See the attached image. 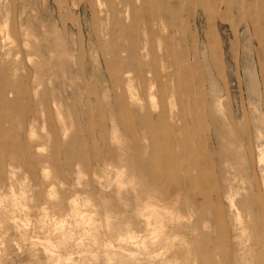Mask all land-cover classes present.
<instances>
[{"label":"rangeland","instance_id":"374dc122","mask_svg":"<svg viewBox=\"0 0 264 264\" xmlns=\"http://www.w3.org/2000/svg\"><path fill=\"white\" fill-rule=\"evenodd\" d=\"M0 97V264H264V0H0Z\"/></svg>","mask_w":264,"mask_h":264},{"label":"bare ground","instance_id":"6f19581e","mask_svg":"<svg viewBox=\"0 0 264 264\" xmlns=\"http://www.w3.org/2000/svg\"><path fill=\"white\" fill-rule=\"evenodd\" d=\"M5 102L2 100V98L0 97V106L1 105H3ZM172 109V108H171ZM169 112L170 113H172V111H170L169 110ZM0 129H1V125H0ZM2 132H0V144L2 143ZM167 160L168 161H171V160H173V158H171V157H169V158H167ZM195 163L199 166V163L197 162V161H195ZM141 167H142V170H144V167H145V165L144 164H141ZM158 175H161V174H158ZM161 179H163V177L161 178ZM170 181V180H172V177L171 176H167L166 178H165V181ZM196 183V180H194V184Z\"/></svg>","mask_w":264,"mask_h":264}]
</instances>
